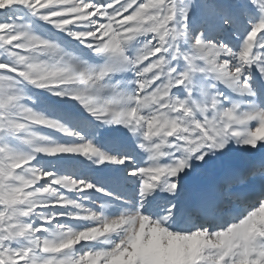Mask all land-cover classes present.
<instances>
[{"label": "snow or ice", "instance_id": "obj_1", "mask_svg": "<svg viewBox=\"0 0 264 264\" xmlns=\"http://www.w3.org/2000/svg\"><path fill=\"white\" fill-rule=\"evenodd\" d=\"M0 264H264V0H0Z\"/></svg>", "mask_w": 264, "mask_h": 264}]
</instances>
